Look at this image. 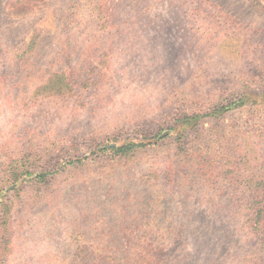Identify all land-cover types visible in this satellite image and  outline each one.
Masks as SVG:
<instances>
[{"label":"rangeland","instance_id":"374dc122","mask_svg":"<svg viewBox=\"0 0 264 264\" xmlns=\"http://www.w3.org/2000/svg\"><path fill=\"white\" fill-rule=\"evenodd\" d=\"M0 264H264V0H0Z\"/></svg>","mask_w":264,"mask_h":264},{"label":"trees","instance_id":"16d2710c","mask_svg":"<svg viewBox=\"0 0 264 264\" xmlns=\"http://www.w3.org/2000/svg\"><path fill=\"white\" fill-rule=\"evenodd\" d=\"M125 147H128V148H129L130 146H125ZM125 147H124V146H122V147H120V148H121V149H123V148H125Z\"/></svg>","mask_w":264,"mask_h":264}]
</instances>
